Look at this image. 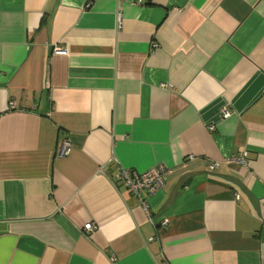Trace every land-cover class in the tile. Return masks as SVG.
<instances>
[{
  "label": "crops",
  "instance_id": "obj_1",
  "mask_svg": "<svg viewBox=\"0 0 264 264\" xmlns=\"http://www.w3.org/2000/svg\"><path fill=\"white\" fill-rule=\"evenodd\" d=\"M0 264H264V0H0Z\"/></svg>",
  "mask_w": 264,
  "mask_h": 264
},
{
  "label": "built area",
  "instance_id": "obj_2",
  "mask_svg": "<svg viewBox=\"0 0 264 264\" xmlns=\"http://www.w3.org/2000/svg\"><path fill=\"white\" fill-rule=\"evenodd\" d=\"M120 19V14H118ZM65 53V51H63ZM10 107H14V103L11 102ZM229 113L224 112L223 117H228ZM212 129V128H211ZM70 142L68 140L62 141L57 154L64 157L69 154ZM227 163H236L239 165H247V152L244 151L237 157L228 159ZM219 168V162H213L209 169L211 172H215ZM168 169L163 164H157L143 173H138L131 169L120 168L117 174V182L124 185L134 196H136L143 207H146V201L143 197L145 195H153L160 191L167 179ZM97 230V226L88 222L84 225V231L93 233Z\"/></svg>",
  "mask_w": 264,
  "mask_h": 264
}]
</instances>
